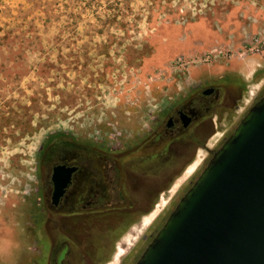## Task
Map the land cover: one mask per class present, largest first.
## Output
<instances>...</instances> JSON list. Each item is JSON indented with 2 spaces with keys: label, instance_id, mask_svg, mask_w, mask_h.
I'll list each match as a JSON object with an SVG mask.
<instances>
[{
  "label": "rangeland",
  "instance_id": "rangeland-1",
  "mask_svg": "<svg viewBox=\"0 0 264 264\" xmlns=\"http://www.w3.org/2000/svg\"><path fill=\"white\" fill-rule=\"evenodd\" d=\"M226 76L244 85L239 107L207 124L150 237L132 247L144 229L124 234L133 244L124 264L137 261L193 183L186 185L192 166L199 174L264 94V0H0V264H35L39 181L67 143L108 152L140 145L186 99ZM164 145L135 149L126 168L151 175Z\"/></svg>",
  "mask_w": 264,
  "mask_h": 264
},
{
  "label": "flooded vegetation",
  "instance_id": "flooded-vegetation-1",
  "mask_svg": "<svg viewBox=\"0 0 264 264\" xmlns=\"http://www.w3.org/2000/svg\"><path fill=\"white\" fill-rule=\"evenodd\" d=\"M225 78L196 91L157 130L150 129L149 134L140 138V145L136 141L108 152L98 143L84 146L71 142L53 162L46 159L39 181L35 264H67L72 258L77 264H108L124 234L151 214L194 162L203 147L207 124L215 123L219 112L239 107L244 85L238 78V85L228 84ZM163 143L158 156L151 158L154 162L151 175L148 171L140 175L126 168L134 160L135 149H145L148 154L147 150H155ZM43 150L40 159L46 157L48 148ZM59 166L71 169V173L62 194L53 203L51 176ZM199 169L187 179L186 185L197 177ZM180 194L179 189L172 198L168 197V206ZM167 210L160 209L142 238L130 245L136 247L147 240ZM132 249L124 246L125 254L117 264H124Z\"/></svg>",
  "mask_w": 264,
  "mask_h": 264
},
{
  "label": "water",
  "instance_id": "water-1",
  "mask_svg": "<svg viewBox=\"0 0 264 264\" xmlns=\"http://www.w3.org/2000/svg\"><path fill=\"white\" fill-rule=\"evenodd\" d=\"M70 173L64 166L53 169V203ZM134 264H264V94L213 152Z\"/></svg>",
  "mask_w": 264,
  "mask_h": 264
},
{
  "label": "bare ground",
  "instance_id": "bare-ground-1",
  "mask_svg": "<svg viewBox=\"0 0 264 264\" xmlns=\"http://www.w3.org/2000/svg\"><path fill=\"white\" fill-rule=\"evenodd\" d=\"M257 87V86H256ZM253 96V92L252 91H249L248 93V97H252ZM219 136V135H218ZM210 145V144H209ZM212 146V145H211ZM203 160V159H202ZM194 166H192V168L188 171L190 172L191 174L195 171V167L193 168ZM189 175V174H188ZM193 176V175H192ZM163 198L161 199V201H159L158 205L155 207V210H153V212H151L150 215H146L142 218V221L140 223V230H138L137 232V229L135 227V229L132 230V233H136V235L139 234V232L141 230H145V228L150 225L151 221L153 220V218L156 216V214L158 213L159 209H161L162 205H163ZM159 214V213H158ZM134 239V237H133ZM122 244V245H121ZM131 244L130 240H125V239H122L121 242H119L117 245V250H116V253L114 254L113 256V260L111 263H117L118 260L123 257V255L125 254V251L123 250V246H129ZM109 264V263H108Z\"/></svg>",
  "mask_w": 264,
  "mask_h": 264
},
{
  "label": "trees",
  "instance_id": "trees-1",
  "mask_svg": "<svg viewBox=\"0 0 264 264\" xmlns=\"http://www.w3.org/2000/svg\"><path fill=\"white\" fill-rule=\"evenodd\" d=\"M225 80H226V82H227L228 84H232V85H238V84H239L238 80H237L236 78H234V77H231V76H226ZM60 135H61V134H60ZM58 136H59V134H54V135L49 136V138H48V142H47V145L53 143L54 140H55ZM67 145H68V143H67ZM43 152H44V150L41 151V152L39 153V156L42 155Z\"/></svg>",
  "mask_w": 264,
  "mask_h": 264
},
{
  "label": "built area",
  "instance_id": "built-area-1",
  "mask_svg": "<svg viewBox=\"0 0 264 264\" xmlns=\"http://www.w3.org/2000/svg\"><path fill=\"white\" fill-rule=\"evenodd\" d=\"M253 99V96L252 97H249V100H246L244 101L246 104L250 103V101ZM245 105V104H244Z\"/></svg>",
  "mask_w": 264,
  "mask_h": 264
}]
</instances>
